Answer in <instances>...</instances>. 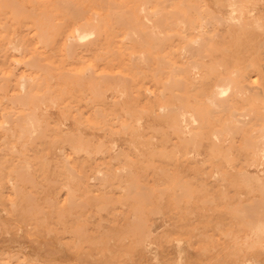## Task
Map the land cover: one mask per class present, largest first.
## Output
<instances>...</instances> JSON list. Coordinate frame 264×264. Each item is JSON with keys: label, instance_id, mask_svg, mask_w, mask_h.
<instances>
[{"label": "rangeland", "instance_id": "1", "mask_svg": "<svg viewBox=\"0 0 264 264\" xmlns=\"http://www.w3.org/2000/svg\"><path fill=\"white\" fill-rule=\"evenodd\" d=\"M62 1L0 0V264H264V233L263 239L256 237V229L250 228L262 196L243 180V173L262 175V170L248 166L244 153L235 150L237 136L230 139L224 133L220 141L212 137L228 113L209 114L191 140L181 133L176 118L180 110L191 112L181 106L182 96L195 94V87L207 89L236 65L244 71L252 64L248 76L257 82V65L264 68V27H250L237 40L227 31L233 27L210 19V14L227 15L226 0H190L194 23L206 25L202 52L186 58L198 64L188 73L180 53L185 44L181 36L196 35L194 26L184 32L182 25L169 28L163 46L154 49L141 38L119 36L115 44L120 47L113 44V52L92 51L87 45L67 56L55 26L66 22L73 7L114 9L127 0H64L63 5ZM246 7L264 22V0H252ZM37 16L43 23L41 39L34 35ZM175 16L179 23L181 15ZM131 26L119 29L132 30ZM32 56L46 70L42 69L44 76L40 70L34 78L24 66ZM76 73L111 77L100 80L101 99L87 84L61 87L60 80L69 81ZM21 75L33 79L35 98L26 107L10 98L17 94L14 87ZM167 77L171 89L161 110L160 85ZM111 81L118 82L120 93ZM41 95L44 103L39 102ZM31 109L38 118L36 132L19 137L14 128L11 135L13 125L4 124L2 114Z\"/></svg>", "mask_w": 264, "mask_h": 264}, {"label": "bare ground", "instance_id": "2", "mask_svg": "<svg viewBox=\"0 0 264 264\" xmlns=\"http://www.w3.org/2000/svg\"><path fill=\"white\" fill-rule=\"evenodd\" d=\"M39 1V0H38ZM54 1V0H53ZM61 1V0H60ZM66 1V0H65ZM64 0L61 2L63 5ZM172 1V2H170ZM179 0H127L123 4L118 5L117 8L114 6V9L107 6L102 7L98 6L96 8H90V10H83V8H72L71 11H69L65 17L66 22L59 23L55 26V35H57L60 38V41L62 40V47L61 50H63L67 56L71 55L73 52H75L76 48L80 47L86 48L87 45L92 46V51L98 50L105 52L110 51L117 41V37L121 36L122 40H135L137 39L139 41L142 40V42L146 43H152L151 48L155 47V45H161L160 43L164 39L166 35V31L169 28L176 27V25H182L184 32L189 27L194 26V32H196V35L193 37H188L182 35L181 37L184 40V45L180 49L181 58L184 62V70L189 73L192 68H195L198 66L194 61L191 59H187L188 57H192L194 55H197L202 50L201 43L203 41L202 35L205 33L203 30V25H206L205 22L201 23H194L195 19L191 17V10L193 9V6L191 5L190 0H186L184 3L182 0V3L179 2V4L176 2ZM220 1V0H219ZM218 1V2H219ZM28 2V0H27ZM92 2V1H91ZM256 3V1H254ZM253 2V3H254ZM10 3V2H9ZM60 3V4H61ZM66 3H68L66 1ZM65 3V5H66ZM113 3V2H112ZM217 3V2H216ZM252 3V0H226V8L228 9L227 15H215L210 14L211 21L216 20L217 25L219 24H225L227 26L233 27V29H230L228 27L227 31L229 33H234L237 37V40L242 36L245 35L246 29H250V27L254 28H263L264 22L262 21L261 17L258 15H255V12L253 9H248L246 6L247 4ZM258 3V2H257ZM3 4V3H2ZM15 4V2H14ZM13 4V7L16 5ZM29 4V3H27ZM33 5V3H31ZM91 4V3H90ZM100 4V1H99ZM103 4V3H102ZM64 5V6H65ZM220 5V3H219ZM67 6V5H66ZM69 6V7H68ZM68 8H70V5L68 4ZM96 6V5H94ZM112 6V5H111ZM55 7V6H54ZM57 7V6H56ZM55 7V8H56ZM72 7V6H71ZM17 8V7H15ZM34 8V6H33ZM60 7H57V9ZM62 8V7H61ZM195 8V7H194ZM35 9V8H34ZM64 9V8H63ZM8 10V9H7ZM6 10V11H7ZM51 10V9H50ZM55 10V9H54ZM62 10V9H61ZM65 10V9H64ZM67 10V9H66ZM4 11V10H3ZM2 11V12H3ZM11 11V9H10ZM18 11V9L16 10ZM14 10V12H16ZM36 11V10H35ZM56 11V10H55ZM60 11V10H59ZM195 11V10H193ZM259 11V10H257ZM8 12V11H7ZM67 12V11H66ZM65 12V13H66ZM207 12V11H206ZM263 12V11H262ZM19 13V11H18ZM21 13V12H20ZM37 13V12H36ZM180 14L181 15V21L179 23H176V20H178L179 17H176L175 15ZM193 13V12H192ZM196 13V11H195ZM198 13V12H197ZM196 13V14H197ZM201 13V12H199ZM6 14V13H5ZM8 14V13H7ZM43 14V13H42ZM195 14V15H196ZM2 15V14H1ZM4 15V14H3ZM64 15V14H63ZM198 15V14H197ZM28 16V15H27ZM30 16V15H29ZM33 16V15H32ZM39 16V14H38ZM36 17L33 19L35 22L36 28L33 26V29L35 28L38 30L34 35L39 37V39L42 38L41 33V26L42 21L40 20V17ZM58 16V15H57ZM179 16V15H178ZM199 16V15H198ZM64 16H62L63 18ZM175 17L177 19H175ZM12 18V17H11ZM23 18V17H22ZM58 18V17H57ZM201 18V17H200ZM203 18V17H202ZM29 19V18H26ZM205 19V18H204ZM203 20V19H202ZM22 20H20V23ZM205 21V20H204ZM210 21V22H211ZM23 22H27L24 21ZM181 22V23H180ZM207 22V21H206ZM209 22V21H208ZM14 23V22H13ZM12 23V24H13ZM17 23V21H16ZM28 23V22H27ZM2 24V23H1ZM11 24V25H12ZM33 25V23H31ZM3 25V24H2ZM14 25V24H13ZM26 25V24H25ZM133 25V29L131 28ZM30 26V25H29ZM120 26H123L124 28L129 26V30L126 29L125 31H120ZM131 26V27H130ZM222 26V25H220ZM226 26V27H227ZM138 29H137V28ZM205 27V26H204ZM21 29V28H20ZM122 30V29H121ZM170 30V29H169ZM172 30V29H171ZM27 31V30H26ZM20 32V31H19ZM18 32V33H19ZM45 32V31H44ZM11 33V31H10ZM21 33V32H20ZM29 33V32H28ZM209 34V33H208ZM5 35V34H4ZM3 35V36H4ZM34 35H32L34 37ZM206 35V34H205ZM20 36V35H19ZM28 36V35H27ZM216 36V35H215ZM24 37V36H23ZM55 37V36H54ZM57 37V38H58ZM120 37V38H121ZM171 37V36H170ZM179 37V36H178ZM229 37V36H228ZM2 38V36H1ZM15 38V37H14ZM35 38V37H34ZM33 38V39H34ZM173 38V36H172ZM4 38H2L3 40ZM38 40V38H36ZM212 38H210L211 41ZM1 40V42H2ZM44 40V38H43ZM57 40V39H56ZM172 40V39H171ZM205 40H207L205 38ZM165 41V40H164ZM163 41V42H164ZM39 42V41H38ZM127 42V41H126ZM136 42V41H135ZM162 42V43H163ZM175 42V41H174ZM5 43V42H4ZM10 43V42H9ZM28 43V42H27ZM31 43V42H29ZM2 45V44H1ZM31 45V44H30ZM59 45V44H58ZM118 44H115V47ZM129 45V43L127 44ZM261 45V44H260ZM22 46V44H21ZM40 46V45H39ZM55 46V45H54ZM60 46V45H59ZM85 46V47H84ZM120 47V43L118 45ZM163 46V45H161ZM204 46V45H203ZM5 47V46H3ZM12 47V46H11ZM25 47V46H24ZM160 47V46H159ZM16 48V47H15ZM19 48V47H17ZM51 48V47H50ZM55 48V47H54ZM88 48L89 50H91ZM127 48V47H126ZM145 48V47H144ZM219 48V47H217ZM4 49V48H3ZM13 49V47H12ZM21 49V48H20ZM23 49V48H22ZM36 48H34V52ZM52 49V48H51ZM86 49V50H88ZM94 49V50H93ZM117 51L118 49L115 48ZM113 49V50H115ZM128 49V48H127ZM210 49V48H209ZM29 50V49H28ZM81 50V49H80ZM85 50V51H86ZM129 50V49H128ZM174 50V49H173ZM263 50V49H262ZM10 51V50H9ZM18 52V49L16 50ZM24 51V49H23ZM84 51V52H85ZM112 51V50H111ZM146 51V49H145ZM113 52V51H112ZM158 52V51H157ZM163 52V51H162ZM173 52V51H172ZM224 52V51H223ZM40 53V52H39ZM57 53V51H56ZM179 53V52H178ZM58 54V53H57ZM93 54V53H92ZM106 54V53H105ZM115 54V53H114ZM140 54H143L140 53ZM155 53H153L154 55ZM201 54V53H200ZM6 55V54H5ZM22 55V54H21ZM20 55V56H21ZM52 55V54H51ZM75 55V54H74ZM107 55V54H106ZM173 55V54H172ZM66 56V55H65ZM203 56V55H202ZM3 57V56H2ZM108 57V56H107ZM142 57V56H141ZM140 57V58H141ZM144 57V55H143ZM59 58V57H58ZM6 59V58H5ZM30 60H27L26 62H23L29 71V73L33 74L35 78V73L41 70L42 72L43 67L39 65L36 62V58L32 56L29 58ZM139 59V58H138ZM162 59V58H161ZM198 59V58H197ZM226 59V58H225ZM180 60V59H179ZM237 60V59H236ZM55 61V60H54ZM60 61V60H59ZM71 61V60H70ZM132 61V60H131ZM140 61V59H139ZM138 61V62H139ZM3 62V59H2ZM73 62V61H72ZM96 62V61H95ZM100 62V61H99ZM109 62V61H108ZM107 62V63H108ZM118 62V61H117ZM163 62V61H162ZM6 63V62H5ZM15 64V62H13ZM240 63V62H239ZM2 64V63H1ZM17 64V63H16ZM101 64V63H100ZM162 64V63H161ZM60 64H58L59 66ZM109 65V64H108ZM132 65V64H130ZM217 65V64H216ZM258 64L256 68V75H257V82L250 81V78L248 76L249 71L247 68L254 67L252 64L245 67L244 71H241L238 66L234 68V71H230L226 77L220 78L216 80L212 85H209L207 89L195 87V94H192L191 96L185 95L182 96L181 106L183 108L190 107L191 112L188 111H178L177 113V122L180 125L179 129L181 130V133L186 137V139L191 140L194 135L197 133L195 130L196 128H201L206 123L209 114L214 113H222L227 112L228 116L227 118L222 121L212 134V137L217 141L223 135L224 133L230 135L231 137H236L237 145L235 147V150L237 152H242L245 155L246 164L250 167H256L260 168L262 170V175L259 174H248L243 173V180L248 184L247 187L257 188L258 192L262 196V206L259 207L255 212H252L254 216L249 214V218L251 219V229H256V237L260 236V238L263 239L262 234L264 233V68L261 67V65ZM43 66V65H42ZM57 66V67H58ZM164 66V65H161ZM219 66V65H218ZM15 67V66H14ZM19 67V66H18ZM131 67V66H130ZM8 68V67H7ZM132 68V67H131ZM19 69V68H18ZM25 69V68H24ZM57 69V68H56ZM108 69V68H107ZM136 69V68H135ZM143 69V68H142ZM146 69V68H144ZM220 69V68H219ZM11 70V68L9 69ZM44 70V69H43ZM58 70V69H57ZM148 70V68H147ZM156 69L152 70L155 71ZM2 71V70H1ZM0 71V72H1ZM46 71V70H44ZM48 71V70H47ZM135 71V70H134ZM133 71V72H134ZM139 71V70H138ZM179 71V70H178ZM182 70H180L181 72ZM13 72V71H12ZM24 72V71H23ZM131 72V73H133ZM164 72V71H163ZM16 73V72H15ZM40 73V72H39ZM38 73V75H39ZM91 73V72H90ZM167 73V72H166ZM136 74V72H135ZM2 75V74H1ZM100 75V74H99ZM107 74L102 77V75L96 77V79L93 77L94 74H89V76H85L84 73H76L74 76H77L75 78H72L71 80H60L56 81L57 83L65 86L74 85H83L87 84L88 90L92 92V95L94 97H99L101 99L102 97V91H101V81L106 78H111L110 76L107 77ZM138 75V74H136ZM141 75V74H140ZM147 75V74H146ZM150 75V74H149ZM153 75V74H152ZM159 75V74H158ZM158 75L156 76L157 80H160L161 77ZM42 76V75H41ZM44 76V74H43ZM73 76V77H74ZM164 76V75H163ZM175 76V75H174ZM18 77V75H17ZM30 76L21 75L16 80L14 89L17 90V94L13 95L11 98L12 102L15 105L24 106L26 107L28 102L35 98L32 93L31 89L33 87V83ZM71 77V75H70ZM151 77V76H150ZM65 78V77H64ZM98 78V79H97ZM139 78V77H138ZM144 78V77H143ZM5 79V78H4ZM15 79V78H14ZM39 79V78H38ZM52 79V78H51ZM56 79V78H55ZM114 79V78H113ZM137 79V78H136ZM142 79V78H141ZM145 79V78H144ZM42 80V79H41ZM40 80V81H41ZM110 80V79H109ZM115 80V79H114ZM140 80V78H139ZM138 80V82H140ZM143 80V79H142ZM169 77L164 78L161 82V89L159 91V100L162 102V105L160 106L161 110H164L165 107V101L167 99V94L170 91L171 87L169 86ZM1 81V80H0ZM14 81V80H13ZM147 81V80H146ZM153 81V80H152ZM9 82V80H8ZM35 82V81H34ZM39 82V81H38ZM37 82V83H38ZM49 82V81H47ZM112 82V81H111ZM148 82V81H147ZM123 83V82H122ZM152 83V82H151ZM154 83V82H153ZM152 83V84H153ZM39 84V83H38ZM110 84H113V86L116 88V91L120 93L119 87L120 85L118 82L114 81ZM109 84V85H110ZM42 85V84H41ZM58 85V84H57ZM123 85V84H121ZM157 85V84H156ZM5 88V85H3ZM127 86V85H126ZM172 86V84H171ZM42 87V86H40ZM39 87V88H40ZM50 87V86H49ZM135 87V86H134ZM38 88V89H39ZM48 88V87H47ZM58 87H56L57 89ZM78 88V87H77ZM81 88V87H80ZM78 88V89H80ZM138 86L136 87V89ZM46 89V88H45ZM59 89V88H58ZM57 89V91H58ZM64 90V89H63ZM87 90V91H88ZM36 91V90H35ZM39 91V90H37ZM56 91V92H57ZM123 91V90H122ZM128 91V90H127ZM135 91V89H134ZM48 92V91H47ZM77 91H75L74 94H76ZM80 91L78 90V94ZM82 92V90H81ZM86 92V90H85ZM130 93L132 92L129 91ZM40 93V91H39ZM49 93V92H48ZM73 93V92H72ZM56 94V93H55ZM76 94V97L77 95ZM128 94V93H127ZM11 96V95H10ZM45 96V95H44ZM41 95L39 102L42 100L44 101L45 97ZM82 96V95H81ZM84 96V95H83ZM82 96V97H83ZM64 97V96H63ZM73 97V96H71ZM142 97V96H141ZM47 98V97H46ZM55 98V97H54ZM68 98V96H67ZM87 98V97H86ZM134 98V97H133ZM132 98V99H133ZM152 98V97H151ZM175 98H177L175 96ZM83 99V98H82ZM136 99V98H135ZM153 99V98H152ZM151 99V101H152ZM9 100V99H8ZM38 100V98H37ZM62 100V99H61ZM77 100V99H76ZM104 100V99H103ZM102 100V101H103ZM177 100V99H176ZM7 101V100H6ZM35 101V100H33ZM59 101V100H58ZM102 102L101 100H99ZM134 101V100H133ZM2 102V101H1ZM53 102V100H51ZM50 102V103H51ZM67 102V101H66ZM108 102V101H107ZM129 102V101H128ZM6 103V102H5ZM10 103V102H9ZM41 103V102H40ZM44 103V102H43ZM61 103V102H59ZM69 103V102H68ZM133 103V102H132ZM180 103V102H179ZM67 104V103H66ZM101 104V103H100ZM103 104V102H102ZM69 105V104H68ZM72 105V104H71ZM34 106V105H33ZM32 106V107H33ZM36 106V105H35ZM52 106V105H51ZM66 106V105H65ZM123 106V105H122ZM155 106V105H153ZM5 107V106H4ZM67 107V106H66ZM65 107V108H66ZM78 107V106H77ZM159 107V106H158ZM36 108V107H34ZM151 108V107H150ZM170 108V107H169ZM2 109V108H1ZM64 109V108H63ZM68 109V108H67ZM88 109V108H86ZM102 109V108H101ZM119 109V108H118ZM126 109V108H125ZM137 109V108H136ZM152 109V108H151ZM84 110V109H83ZM99 110V109H98ZM140 111V110H139ZM138 111V112H139ZM153 111V110H152ZM177 110H174V112ZM59 112V111H58ZM118 112V111H117ZM123 112V111H122ZM170 112V111H169ZM3 113V112H1ZM126 113V111L124 112ZM123 113V114H124ZM17 115H14L12 112H4L2 114L3 117V123L4 124H11V135L14 134L15 129H17V133L19 137H24L26 135H32L36 132L35 130V123L37 121L36 119V113L34 109L27 110V111H19L16 113ZM96 114V113H95ZM93 115L95 117L96 115L101 117L103 114L101 112H98L96 115ZM132 114V113H131ZM139 115V113H137ZM128 115V114H126ZM161 115V114H160ZM43 116V115H42ZM110 116V115H109ZM129 116V115H128ZM156 117V116H155ZM211 117V116H210ZM108 118V117H107ZM65 119V118H64ZM80 119V118H79ZM121 119V118H120ZM40 120V119H39ZM98 120V119H97ZM99 120L102 121V119L99 118ZM118 120V119H117ZM81 121V120H80ZM92 121V120H91ZM94 121V120H93ZM112 121V120H111ZM76 122V121H75ZM113 122V121H112ZM117 122V121H116ZM149 122V121H148ZM216 122V120H215ZM163 123V122H162ZM40 125V124H39ZM110 125V124H109ZM118 125V124H117ZM177 125V124H176ZM4 126V125H3ZM7 126V125H6ZM52 126V125H51ZM89 126V125H88ZM112 126V125H111ZM71 127V126H70ZM147 127V126H146ZM57 128V127H56ZM98 128V127H97ZM10 129V128H9ZM8 129V130H9ZM61 129V128H60ZM65 129V128H63ZM62 129V130H63ZM120 129V128H119ZM82 130V129H81ZM60 131V130H59ZM141 131V130H140ZM179 131V130H178ZM199 131V130H198ZM16 133V134H17ZM57 133V132H56ZM63 133V132H62ZM65 133V131H64ZM71 133V132H70ZM104 133V132H103ZM144 133V132H143ZM155 133V132H154ZM162 134V132H161ZM70 135V134H69ZM1 136V135H0ZM16 136V135H14ZM35 136V135H34ZM11 137V136H10ZM9 137V138H10ZM33 137V136H32ZM108 137V136H107ZM176 137V136H174ZM202 138V137H201ZM66 139V138H65ZM146 139V138H145ZM184 139V138H183ZM10 140V139H9ZM12 140V139H11ZM14 140V139H13ZM37 140V139H36ZM59 140V139H58ZM149 140V139H148ZM61 141V140H60ZM151 141V139H150ZM220 141V140H219ZM48 142V140H47ZM8 143V142H7ZM43 144V143H42ZM60 144V143H59ZM149 144V143H147ZM61 145V144H60ZM126 145V144H125ZM37 146V145H36ZM58 145H56L57 147ZM70 146V145H69ZM76 147V145H74ZM19 147V146H18ZM68 147V146H67ZM214 147V146H213ZM43 148V145H42ZM70 148V147H69ZM77 148V147H76ZM79 148V147H78ZM164 148V147H163ZM215 148V147H214ZM157 149V148H156ZM22 150V149H21ZM30 150V149H29ZM9 151V150H8ZM74 151V150H73ZM72 151V152H73ZM132 151V150H131ZM204 152V151H203ZM202 152V153H203ZM40 153V151H39ZM95 153V152H94ZM6 154V153H5ZM100 154V153H99ZM3 155V154H2ZM124 158L123 154H121ZM139 155V153H138ZM37 156V155H35ZM59 156V155H58ZM94 156V155H93ZM3 157V156H2ZM16 157V156H15ZM21 157V156H20ZM77 157V156H76ZM84 157V156H83ZM139 157V156H138ZM215 157V156H214ZM122 158V159H123ZM216 158V157H215ZM4 159V158H2ZM125 159V158H124ZM142 159V158H141ZM224 159V158H223ZM17 160V159H16ZM55 160V159H54ZM1 161V160H0ZM5 161V160H4ZM64 161V160H63ZM93 161V160H92ZM123 161V160H122ZM227 161V160H226ZM124 162V161H123ZM3 163V162H2ZM57 163V162H56ZM81 163V162H79ZM228 163V162H227ZM55 164V163H54ZM230 164V163H229ZM243 164V163H242ZM121 165V164H120ZM244 165V164H243ZM11 166V165H10ZM60 167V166H58ZM100 167V166H99ZM114 167V166H113ZM121 167V166H120ZM9 168V167H8ZM17 169V168H16ZM47 169V168H46ZM58 169V168H57ZM89 170V169H88ZM1 171V169H0ZM106 171V170H105ZM14 172V171H13ZM26 172V171H25ZM41 172V170H40ZM44 172V171H43ZM61 172V171H60ZM58 172V173H60ZM95 172V171H94ZM241 172V171H240ZM94 174V173H93ZM197 174V173H196ZM21 175V174H20ZM62 175V173H61ZM95 175V174H94ZM125 175V174H124ZM150 175V174H149ZM190 175V174H189ZM7 176V175H5ZM14 176V175H13ZM12 177V176H11ZM52 177V176H51ZM59 177V176H58ZM61 177V176H60ZM64 179V178H63ZM84 179V178H83ZM124 179V177H123ZM158 179V178H157ZM30 180V179H29ZM33 180V179H32ZM31 180V181H32ZM43 180V179H42ZM41 180V181H42ZM34 181V180H33ZM89 181V180H88ZM169 181V180H168ZM6 182V181H5ZM30 183V182H29ZM165 183V182H164ZM21 184V183H20ZM182 184V183H181ZM180 184V185H181ZM243 184V183H242ZM245 184V183H244ZM133 185V184H132ZM15 186V185H14ZM97 186V185H96ZM99 186V185H98ZM122 186V185H121ZM130 186V185H129ZM134 187V186H133ZM161 187V186H160ZM59 188V187H58ZM199 188V187H198ZM134 189V188H133ZM32 190V188H31ZM97 190V189H96ZM142 190V189H141ZM251 189L250 191H252ZM65 191V188H64ZM132 191V189H131ZM59 192V191H58ZM72 192V191H71ZM129 192V190H128ZM138 195V194H136ZM145 195V194H144ZM259 195V194H258ZM140 196V195H139ZM187 196V195H186ZM54 198V197H53ZM37 200V199H36ZM246 200V199H245ZM20 201V200H19ZM2 202V201H1ZM261 202V201H260ZM66 203V202H65ZM147 203V202H146ZM25 204V203H24ZM47 204V203H46ZM4 205V204H3ZM98 206V205H97ZM244 206V204L242 205ZM248 207V206H247ZM6 208V207H5ZM68 208V207H67ZM243 209V208H242ZM248 209V208H247ZM59 210V209H58ZM65 210V209H64ZM7 211V210H6ZM240 211V210H239ZM249 210H247L248 213ZM236 212V211H235ZM238 212V211H237ZM242 212V211H240ZM246 213V211H244ZM243 212V213H244ZM246 213V214H247ZM251 213V212H249ZM121 214V213H120ZM8 215V214H7ZM88 215V214H87ZM238 215V213H237ZM241 215H243L241 213ZM240 215V216H241ZM43 216V215H42ZM247 216V215H243ZM251 216V217H250ZM5 217V216H4ZM233 218V217H232ZM243 218H241L242 220ZM248 219V218H247ZM240 220V221H241ZM57 221V220H56ZM114 221V220H113ZM244 221V220H243ZM242 222V221H241ZM67 224V223H66ZM250 225V222H248ZM54 226V225H53ZM246 226V225H245ZM56 227V226H55ZM249 226H247L248 228ZM53 229V228H52ZM252 231V230H251ZM57 232V231H56ZM254 236V237H255ZM255 237V238H256ZM253 238V239H255ZM260 238H258L260 240ZM256 240V241H259ZM262 241V240H261ZM64 245V244H63ZM67 247V246H66ZM68 248V247H67ZM72 248V247H71ZM199 250V249H198ZM14 254V253H13ZM56 255V254H55ZM4 258V257H3Z\"/></svg>", "mask_w": 264, "mask_h": 264}]
</instances>
